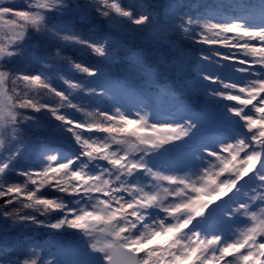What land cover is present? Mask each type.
I'll use <instances>...</instances> for the list:
<instances>
[{
  "label": "snow or ice",
  "instance_id": "6c2138e0",
  "mask_svg": "<svg viewBox=\"0 0 264 264\" xmlns=\"http://www.w3.org/2000/svg\"><path fill=\"white\" fill-rule=\"evenodd\" d=\"M0 201V264H264V0H0Z\"/></svg>",
  "mask_w": 264,
  "mask_h": 264
},
{
  "label": "trees",
  "instance_id": "16d2710c",
  "mask_svg": "<svg viewBox=\"0 0 264 264\" xmlns=\"http://www.w3.org/2000/svg\"><path fill=\"white\" fill-rule=\"evenodd\" d=\"M185 2L190 3V4H202L203 5V4L213 3L214 0H185ZM125 3L147 4V3H151V0H125ZM16 7L18 8L22 7V0H16ZM81 60L87 64H91L95 62L91 57H88V56L81 57ZM21 67H23L25 70H28L27 66H21ZM42 99L51 100L52 98L49 96H42ZM43 123H45V125L47 126V121H43ZM46 137H47V131L40 130V129H32V130H29L25 138L30 139V140H36V139L43 140ZM0 203H2V201H0ZM35 235L39 238L40 236H43V232L40 230H36Z\"/></svg>",
  "mask_w": 264,
  "mask_h": 264
}]
</instances>
